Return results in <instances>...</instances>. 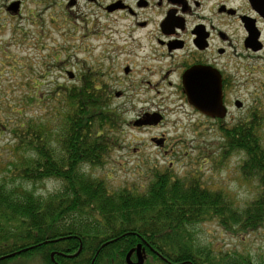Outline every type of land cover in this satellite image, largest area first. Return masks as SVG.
Instances as JSON below:
<instances>
[{
    "label": "rangeland",
    "instance_id": "rangeland-1",
    "mask_svg": "<svg viewBox=\"0 0 264 264\" xmlns=\"http://www.w3.org/2000/svg\"><path fill=\"white\" fill-rule=\"evenodd\" d=\"M16 1L21 2L19 10H9ZM97 11L101 12L84 0L76 6L69 5V0H0V176L11 185L21 182L12 172V161L17 158L12 129L21 120L47 122L57 133L61 122L55 111L61 106L56 92L61 86H81L77 79H70L72 71L85 80L95 76L94 84L103 86L111 97L110 107L120 114L119 128L112 132L116 146L102 166H84L87 174L103 179L112 193L122 189L145 193L159 175L170 174L173 180H198L203 187L222 192L236 206L245 207L257 196L259 181L244 177L241 165L246 154L232 151L227 135L238 122L252 120L264 145V88L233 87L229 115L221 118L229 127L220 128L221 123L195 113L184 102L165 99L172 89L133 86L126 80L121 73L126 62L137 66L132 79L145 64V51L137 45L144 42V34H135L136 42L129 37L120 57L108 54L114 46H103L101 33L108 37L114 22L104 16L99 22ZM114 91L125 94L117 98ZM236 97L242 107L234 104ZM144 111H159L166 115V122L156 127L133 125ZM161 133L169 140L165 148L152 142ZM54 146L58 147L55 139ZM24 185L38 195H48L61 186L54 179ZM190 231L202 247L213 248L218 256L229 253L264 264V224L238 234L225 229L218 219L208 218ZM32 259L26 264H36L38 258ZM147 262L152 264L153 258H146Z\"/></svg>",
    "mask_w": 264,
    "mask_h": 264
},
{
    "label": "trees",
    "instance_id": "trees-1",
    "mask_svg": "<svg viewBox=\"0 0 264 264\" xmlns=\"http://www.w3.org/2000/svg\"><path fill=\"white\" fill-rule=\"evenodd\" d=\"M56 97L61 124L55 135L47 122L35 120L12 129V172L21 182L11 185L0 176V264H26L34 257L36 264H128V252L138 244L152 264H253L202 247L190 227L208 218L238 234L263 226L264 145L256 122H238L227 135L231 150L246 154L244 177L259 181L257 196L243 208L198 180H173L170 174L159 175L145 193H112L83 167L105 163L116 146L112 132L120 114L96 84L61 86ZM47 179L58 180L60 188L38 195L24 185Z\"/></svg>",
    "mask_w": 264,
    "mask_h": 264
},
{
    "label": "flooded vegetation",
    "instance_id": "flooded-vegetation-1",
    "mask_svg": "<svg viewBox=\"0 0 264 264\" xmlns=\"http://www.w3.org/2000/svg\"><path fill=\"white\" fill-rule=\"evenodd\" d=\"M80 1L69 0V5H79ZM84 1L101 10L96 12L99 22L103 16L113 19L112 31L108 37H104L102 32L101 37L103 46L114 47L112 52H106L104 47V52L116 53L120 57L126 52L129 37L135 41V34H144V42L140 40L137 44L140 50L145 51V64L139 71L141 74H137L136 79L130 77L137 71L136 64L132 62H126L121 69L133 86L172 89L169 95H164L165 99L174 97L195 113L221 123L220 128L225 129L229 126L222 124L221 120L229 115L233 87L254 85L264 88V0ZM68 75L83 86L96 82L94 73L91 74L94 79L89 80L72 71ZM217 81L227 109L223 119L199 111L192 105L186 90L190 85L196 87L195 92L199 94L203 92L200 89H204L202 94H205ZM124 94L123 91H114L117 98ZM107 98L111 101L110 96ZM233 102L236 106L238 102L242 103L238 97ZM165 122V114L144 111L135 118L133 125L156 127ZM152 142L165 148L169 140L166 133H161L153 137ZM146 255L148 259L147 249ZM132 260H137L136 252Z\"/></svg>",
    "mask_w": 264,
    "mask_h": 264
},
{
    "label": "water",
    "instance_id": "water-1",
    "mask_svg": "<svg viewBox=\"0 0 264 264\" xmlns=\"http://www.w3.org/2000/svg\"><path fill=\"white\" fill-rule=\"evenodd\" d=\"M21 5L20 1L12 3L9 7V10H14L15 12L19 10ZM187 93L191 97V102L194 107H196L202 113L210 117L224 118L227 115V109L222 101V89L219 81L215 85H211L207 90V93L201 94L195 92L196 87L188 85ZM238 106H241L242 103L238 102ZM135 125H138V122H135ZM136 252L137 260H132L133 253ZM146 248L142 244H138L135 248H132L126 257L128 264H144L146 260Z\"/></svg>",
    "mask_w": 264,
    "mask_h": 264
}]
</instances>
